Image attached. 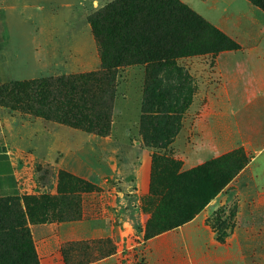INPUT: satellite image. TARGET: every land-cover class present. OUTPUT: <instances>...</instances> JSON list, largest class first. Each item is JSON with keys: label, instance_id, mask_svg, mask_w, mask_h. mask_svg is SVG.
<instances>
[{"label": "rangeland", "instance_id": "1", "mask_svg": "<svg viewBox=\"0 0 264 264\" xmlns=\"http://www.w3.org/2000/svg\"><path fill=\"white\" fill-rule=\"evenodd\" d=\"M69 1L71 7H65L62 0H8L10 4L21 6L7 11L14 40L21 39L35 49L45 38H58L60 47L67 49L70 34L86 24L84 8L89 11L91 7L90 0ZM157 2L175 7L169 0ZM225 2L228 3L227 0L218 3ZM248 2L256 10L254 15L247 11L246 17L240 19L248 43L239 45L218 29L239 49L256 47L264 40V12ZM236 6L241 10L245 8L238 3ZM220 9H213L217 17ZM178 35V48L182 51L189 42L195 43L194 49L202 51L206 46H198V43H203L208 36L210 41L212 39L211 31L204 30H194L187 35L180 31ZM71 37L75 36L72 34ZM78 42L74 40L70 45L72 61ZM229 52L232 51L165 62L151 55L144 58L143 51L135 58L136 63L113 69V73L100 68L101 75L90 87L66 88L62 95L51 98L39 94L34 90L35 86H26L50 77L33 79L32 76L31 80L0 85V119L8 135L21 185L17 199L0 201V229H7L8 223L14 221L17 227L28 230L38 264H45L43 256L51 249L50 245L38 249L36 244L46 226L56 227L60 237H69L58 251L66 264H87L109 257L116 250L121 231H134L130 241L125 238V245L183 243V237L176 236L175 232L206 209L203 205L209 194L208 188L213 187L210 191H216L215 186L223 185L229 177L239 173L249 156L264 146V98L256 101L253 107L241 110V105L248 99L245 88L235 116L247 123L244 124V128L249 129L244 135L246 145L241 143L245 137L230 136L229 147L224 149L221 157L216 154V157L203 159L202 165L192 169L198 170L196 173L181 179L180 175L186 171L182 172L181 144H176L175 138L182 122H188L185 144H191V115L187 111L191 95L198 92L196 81L189 72L192 63H196L195 72L204 77V73L214 69L217 61L218 67L222 63V69L230 68L222 58ZM89 67L94 69L95 64L92 62ZM89 73L75 70L71 75L83 77ZM241 91V87L232 88V96ZM214 97L216 102L226 98L224 94ZM196 113L202 119L229 116L227 108L218 105L206 108L203 104ZM73 114L75 119L71 117ZM195 128L197 130V122ZM201 128L206 129L205 125ZM217 138L214 137V141ZM195 144L210 148L213 143L208 135L207 138L204 135ZM95 149L107 156L99 157L102 155L99 153L96 157L101 168L98 184L67 170L70 165V168L79 167V163L85 169V163L93 167ZM224 157L222 162H217ZM122 160L135 166L139 173L137 179L131 178L127 182L114 176V162L122 165ZM190 183L198 187H186ZM227 185L219 188L216 197L223 194L222 205H218L214 213L207 214L206 225L217 233L221 243L228 242L235 233L240 243L246 245L248 262L264 264V188L240 189ZM136 214L147 215L146 222L137 221ZM179 224L181 226L171 229ZM183 244H191V239ZM159 254L151 252L152 264H160Z\"/></svg>", "mask_w": 264, "mask_h": 264}, {"label": "crops", "instance_id": "2", "mask_svg": "<svg viewBox=\"0 0 264 264\" xmlns=\"http://www.w3.org/2000/svg\"><path fill=\"white\" fill-rule=\"evenodd\" d=\"M90 1L91 7L89 11L84 8L86 22L85 20L83 22L86 24L80 26L76 32H72L75 37L72 38V34H70V41L67 43L69 47L67 49L60 47L61 40L59 41L58 38H45L41 40L38 46L35 45L36 48L34 49V47L32 48L30 44H27V42L21 39H17L18 41L14 40L11 33V23L8 20L7 11L9 8H21V6L18 3L10 4L8 0H0V85L31 80L32 76L33 79H37L71 75L75 73V70L78 73L100 71L99 49L88 17L114 0ZM181 1L211 25L228 34L237 44L248 43L245 27L241 26L243 22L240 21L241 18L246 17L247 11L253 13L252 15L256 12L248 0H243V3L241 0H227L228 3L225 2L223 4L218 3L219 0ZM62 2L65 7H71L69 0H62ZM237 3L244 5L245 8L241 10V8L236 6ZM247 5H249V8H246ZM41 8H44V6ZM214 8H221V11L218 13L219 19L215 15ZM46 27H49V25L47 24ZM74 40H79L80 42L76 43V56L72 61L70 56L72 55V48L70 45ZM222 58L228 62L227 64L231 69L224 67L222 69V63L218 67L219 61H217L214 69L204 73L205 75L203 77L201 73L198 74V71L195 72L196 63L193 62L191 71H189L190 76L196 81L198 86L196 90L198 88V92H193L191 95L189 99L191 103L187 111L191 115L189 119L190 129L192 128L191 144H185L187 140L185 138L187 137V131L189 129L188 122H182L180 131L175 138L176 144L177 142L181 144L182 154H180L182 157L180 161L182 162V172L190 171L202 165L203 159H210L217 155H219L217 157H221L225 153L224 149L229 147L230 136L240 135L244 138V135L249 132H245L249 129L244 128V124L247 125V123H242L241 120H238V116H235V113L238 111L237 109L240 108L238 105L240 99L243 97V89H248V99L245 104L241 105V110L253 107L256 101L264 98V40L260 44L258 43L256 47L250 49L241 48L237 51L222 55ZM92 62L95 64L94 69H90L89 67ZM82 69L85 70L80 71ZM87 70L89 72H86ZM29 74L34 75L29 76ZM234 87H241V93L239 92L232 96L231 90ZM216 94H224L226 98L216 102L214 97ZM203 98H205L204 102L202 101ZM203 104L206 108L214 105L225 107L229 111V116L221 119L214 118L213 120L206 114L207 117L202 119L201 115H196V110L201 109ZM232 109L236 110L234 111ZM195 115L196 119H193ZM195 122H197V130L195 128ZM198 123L203 127L205 125L206 129H202ZM254 129L257 130V128ZM254 129L250 130L255 131ZM204 135H206V138L208 135L209 140L213 143L210 148L207 146L200 147V144H195V141H201ZM216 136L218 138L214 141V137ZM246 138L241 141L244 146L246 145ZM93 152H95V158L99 153L102 154L99 157L103 156L107 158L100 149H95ZM94 164L91 167L92 165L89 166V164L85 163V169L79 163V167L70 168V165L67 170L77 173L93 184H98L100 182L98 172L101 170L98 158H96ZM120 164V162H117V164L114 162L112 171L117 179H126L127 182L131 181V178L137 179L139 173L135 166L125 160H122V165ZM263 175L264 146L249 156L246 165L229 182L227 187L240 189L264 188ZM20 192V175L9 149L8 135L0 119V198L13 197L19 195ZM222 200L223 194L218 195L192 222L176 230L175 235L182 236L183 243L191 239V244L160 243L159 245L151 246L150 244L142 242L140 244L128 243L125 245V238L127 241H130L131 236L134 235V231H121L120 236H117L116 250L109 257L101 258L87 264H152V251L160 253V264H253L252 262H248L246 245L240 243L235 233L228 242L221 243L217 239V233L206 225L207 214L214 213L217 207L222 205ZM135 218L144 224L147 220V215L136 214ZM95 221H99V219H95ZM56 230L54 226H46L45 233L41 234L36 242L38 249H41L45 245L51 246L49 254L43 256V262L45 264H66L58 251L62 243L67 241L69 237L58 236Z\"/></svg>", "mask_w": 264, "mask_h": 264}, {"label": "trees", "instance_id": "3", "mask_svg": "<svg viewBox=\"0 0 264 264\" xmlns=\"http://www.w3.org/2000/svg\"><path fill=\"white\" fill-rule=\"evenodd\" d=\"M157 1L114 0L88 17L100 53L101 69L105 68L112 72L116 68L128 67L136 63L137 60L135 58L143 51L144 58L151 55L155 59L168 62L193 55L239 49L233 40L190 9L181 0H169L175 4L173 8ZM249 1L264 12V0ZM194 30L211 31V41L208 36L203 39V43H198V46H206L202 51L194 49V42L187 43L186 47L183 46V51L179 50V32L183 31L187 35ZM99 75H101V70L89 73L83 77L62 75L36 80L28 83L26 86H30L31 88L35 86V91L51 98L56 94L62 95V92L66 88H74L75 86L74 89H78L77 86H83L82 88L90 87ZM12 83L18 82L7 84ZM71 117L74 118V114ZM224 159L225 157L217 162H222ZM247 162L246 160L239 170ZM197 171L191 170L185 172L180 175L181 179L187 178L188 175H192V173H196ZM235 175L229 177L223 185L215 186L214 189L216 191L214 192L210 191L213 187L208 188L209 194L203 208L208 206L216 197L219 188H224ZM222 181L220 180V182ZM85 184L92 187L88 183ZM190 184L186 187H198L192 183ZM17 198L18 195L0 198V201H14ZM7 226V229H0V264H38L36 253L32 246L31 233L28 230L17 227L14 221H10ZM179 226L181 224L171 229Z\"/></svg>", "mask_w": 264, "mask_h": 264}]
</instances>
